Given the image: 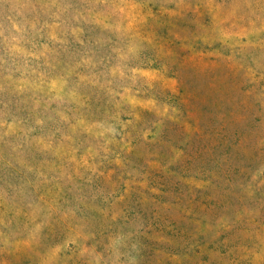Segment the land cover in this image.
Wrapping results in <instances>:
<instances>
[{
  "label": "rangeland",
  "instance_id": "rangeland-1",
  "mask_svg": "<svg viewBox=\"0 0 264 264\" xmlns=\"http://www.w3.org/2000/svg\"><path fill=\"white\" fill-rule=\"evenodd\" d=\"M0 264H264V0H0Z\"/></svg>",
  "mask_w": 264,
  "mask_h": 264
}]
</instances>
